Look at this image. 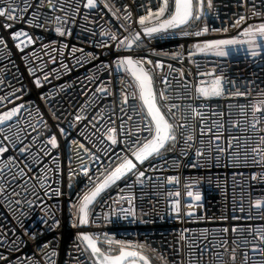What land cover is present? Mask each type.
<instances>
[{
    "label": "built area",
    "instance_id": "built-area-1",
    "mask_svg": "<svg viewBox=\"0 0 264 264\" xmlns=\"http://www.w3.org/2000/svg\"><path fill=\"white\" fill-rule=\"evenodd\" d=\"M17 2L24 6L22 0ZM31 2L32 7L24 14V19L17 20L11 29L3 28V18H0V37L4 41L0 43V97H5L0 100V113L23 105L18 117L8 122L12 124V132L23 129L20 133L21 143L5 141L3 135L7 134V125H0L5 128V132L0 133V146L8 149L0 154V166L7 165L4 168L7 175L8 168H12L14 163L8 161L9 156L31 161L33 155L39 154L41 163L33 164L34 171L39 174V170L46 167L48 185L53 189L59 188L61 194L53 192L49 199L43 196L47 188L41 189L43 204L36 203L31 208L21 206L20 209L12 205L11 211L0 199V237L3 238L0 239V255L6 256L11 264H28L34 255L37 258L41 256L37 243L43 245L45 241H51L48 251L58 252L57 256L51 258L54 264H77L74 258H78L80 264H92L90 250L81 253L76 248L77 245L84 248V244L77 239V233L85 231L142 244L141 250L149 258L150 264H164V261L167 264H264V253L256 249L253 254L252 247L255 243L264 248L258 235L264 234V179L251 178L253 173L264 175V162H260V157L251 151L257 147L259 138L264 136V110L257 113L260 123L255 130L252 128L251 108L248 107L246 115L240 112V106H250L264 92V53L252 57L243 48L236 51L229 47L228 56L217 57L196 53L191 47L198 39L242 38L239 34L243 27L259 23L264 17L251 18L240 27H234L236 18L238 15L251 17L253 5L257 10L264 11L261 0H248L246 6H240L238 0H212L211 10H207L205 0L207 14L196 24L181 29L194 32L206 24L209 32L202 37L181 36L179 31L173 30L174 34L168 35H142L138 46L134 44L130 50H120L136 58L160 61L162 67L152 72L157 92L161 89L167 91L172 97L167 104H192L197 107L203 114L204 127L211 128L212 132L201 137L197 121L193 133L195 139L190 142L193 146L185 149L187 155L181 151L185 148L181 138L176 146L169 143L160 156L154 155L142 165L138 163L139 170L145 172L143 182L138 183L134 174L118 182V186H113L104 195L109 205L102 207L101 203H95L91 208L89 224L78 227L72 226L70 204L77 201L78 194H82L89 183L87 176L81 172V163L88 166L89 174L93 176H96L97 169L103 171L109 165L114 167L120 162L117 156L125 154L126 137L118 134V143L113 145L107 139V129L113 126L118 128L123 120L126 129L131 130L133 124H139L141 119L133 111H139V101L131 96L124 106L125 110L120 111L121 79L124 78L128 84L132 81L123 68L117 70L115 54L118 41H113L110 36L118 30V39L123 40L130 33L141 31L136 22L138 16L145 15L146 9L156 4L157 0H151V3L149 0H108V3H114L121 9L128 4L132 14L130 22L123 19V11L118 13L120 19L117 20L104 7V0H98L99 7L95 10L83 9L81 5L75 22L64 23L70 34L66 32L63 36L55 33L54 24H45L41 28L26 23L32 12L37 10L38 0ZM76 2L58 0V8L62 4L68 10L71 4L74 11ZM39 11L51 14L46 3ZM55 15L62 16L63 13L58 10ZM40 22L44 23L43 16ZM121 24L124 27H120ZM213 28H226L227 31H212ZM21 29L34 39L37 36L41 39L28 45L26 38L20 37L26 45L21 51L11 36L12 31ZM45 44L50 48L45 49ZM189 51L194 53L192 57L188 56ZM173 53H179V58H173ZM146 67L151 69L153 66ZM30 69L33 71L30 72ZM198 73L222 76L225 93L207 99L192 97L193 85L212 78ZM165 77L166 88L162 83ZM37 78L41 81L39 87L35 83ZM100 88H106L108 94L98 91ZM127 90L130 92L134 88ZM236 90L247 95L229 94ZM163 111L167 112L168 108L163 107ZM77 116L81 118L77 120ZM129 116L132 117L131 121L128 120ZM109 119L116 123H109ZM29 124L33 127L30 128ZM33 128L36 130L33 131ZM51 135L57 137L59 147L56 149L47 143ZM216 135L221 137L219 146L225 148H228L231 138L233 154L239 144L238 164L233 163L229 152L220 153L217 160V153L208 151L209 144L216 148ZM34 136L38 137L35 141ZM73 141L78 143L74 145ZM80 144L93 155L85 153ZM26 145H30L31 155L19 153L18 149ZM42 145H46L44 150H50L48 156H44ZM201 147L204 155L197 157L196 149ZM246 148L247 161L244 158ZM12 170L15 171L14 168ZM70 170L74 173L71 187ZM169 176L177 179L169 181ZM125 184L133 187L125 188L121 193L124 199H119L117 193ZM189 191L193 193L192 196L188 195ZM197 193L199 200L195 199ZM129 194L133 197L135 214L125 216L119 209L130 207L127 200ZM109 197L119 202L112 203ZM258 198L261 199L260 206L255 204ZM175 201H179V204H175ZM175 207H179V212L174 211ZM45 220L48 221L47 226ZM54 220H59L60 224L49 230ZM233 227L236 232L232 231ZM224 228L228 232H223ZM32 233L37 234L36 241L31 238ZM223 240L227 241L229 251H225L221 245ZM245 241L248 243L245 244ZM12 242H15V249ZM99 246L105 251L108 248L106 243ZM232 248L236 249L234 261L230 251ZM117 252L118 247L113 245V254ZM161 256L164 257L163 261ZM0 264L6 262L0 260Z\"/></svg>",
    "mask_w": 264,
    "mask_h": 264
},
{
    "label": "snow or ice",
    "instance_id": "snow-or-ice-1",
    "mask_svg": "<svg viewBox=\"0 0 264 264\" xmlns=\"http://www.w3.org/2000/svg\"><path fill=\"white\" fill-rule=\"evenodd\" d=\"M151 3V0H149ZM23 7L20 6V2L17 0H0V18H3V28L11 29L14 23L17 20L24 19V14L28 12L29 8L32 7L31 0H22ZM47 4V7L51 9V14H44L39 9H42L43 6ZM248 0H238L240 6H246ZM261 3L264 4V0H261ZM81 5L83 9L95 10L99 7L98 0H77L75 10H72L71 4L68 5V10L65 9L64 5H59L58 0H38L36 9L31 14V16L26 20L30 26L36 27H45V24L55 25L54 31L60 36L65 35L66 32L70 34V30L66 29L63 25L66 22H75V19L79 16L81 12ZM104 7L108 8L112 12V15L120 19L118 13L123 11V19L125 21H132V14L128 4H124L122 9L117 8L114 3H108V0H104ZM143 7V5H141ZM213 7L212 0H207V10H211ZM115 9V10H113ZM63 13V15H55L57 11ZM207 14L205 9V0H157L156 4L148 7L146 9L145 15H139L138 20L136 21L140 27L141 31H136L135 33H130L129 36L124 37L123 40H119V32H114L111 34L110 38L113 41H118L116 44L117 53L115 64L117 70L123 68L126 76L131 78L132 83H126L125 79H121V97H122V107L120 111H124V106L128 104L129 97L139 101L140 108L139 111L133 110L137 116H140V123L133 124L131 130L126 129L125 121L121 120L119 127H111L107 129V139L112 142L113 145L117 144V135L123 134L126 137V151L125 154L120 157L117 156V159L120 160L119 163H116L114 167L109 165L108 168H104L103 171L97 169L96 176L89 174L88 166L81 163L80 169L81 172L85 174L88 178V185L82 194H78L77 201L70 204V216L72 217V226L78 227L82 225L89 224V216L91 213V208L95 203H101V206H108L109 201L104 199V195L107 194V191L113 186H118V182H121L124 179H127L131 175H136V181L142 183V178L145 177V172L139 170L138 163L142 165L146 160L152 156H160L161 152L167 148V145L171 143L173 146H176L181 138L185 148L182 149V153L187 155L185 149L192 147L194 142V131L196 128V122L198 121L200 127V135L203 137L205 133L211 134V128L204 127V118L203 114L198 110L197 107H194L192 104L188 105H178V104H167V101L172 99L171 96L167 94L165 89H161L159 92L155 89L154 86V77L152 72L156 68H161L162 63L160 61L153 62L147 57L136 58L132 54H123L121 49L130 50L134 44L137 46L142 39L141 32L143 35L153 37L155 34L168 35L174 34L173 30L179 31L181 36H191V37H202L204 34L209 32L208 26L205 24L202 28H198L194 32L181 31L182 28L190 26L194 21H199L201 17ZM43 16L44 23L40 22V17ZM255 17H264V11H259L255 8V5L252 7L251 17L247 15H238L236 18V23L234 27H240L248 19ZM87 20V16L84 17ZM9 21L13 23H8ZM150 25V26H149ZM120 27H124L123 24ZM127 31V29H125ZM212 31H227V29H215ZM240 39L237 37H228V38H211L197 40L191 47L195 49L196 53L201 54H212L217 57H225L229 55V47L234 48L236 51L240 49H245L246 53L252 57H259L264 53V20H261L259 23L247 24L243 27L240 32ZM11 36L14 41H17L16 47L23 51V48L26 46L24 40H21L20 37H25L28 45L35 44L37 39L41 37L37 36L35 39L29 35L26 30L12 31ZM0 43H4L3 38L0 37ZM54 44L55 41H52ZM239 46V47H236ZM45 49L50 48V45H43ZM75 51V49H74ZM173 58H179V53H173ZM194 53L192 51L188 52V56L192 57ZM146 65H152L150 69ZM103 66V65H102ZM171 67V65H169ZM33 71L30 69V72ZM215 70H213L214 72ZM183 75V73H181ZM201 76H212L208 81L201 80L199 84L193 85L194 92L191 93V96L195 99L200 98H212L219 97L225 93V87L222 83L223 77L220 75H214L213 73H198ZM36 85L39 87L41 81L39 78L35 80ZM162 83L167 87V77L164 78ZM134 88L133 91H128L127 89ZM100 92L107 93L106 88L98 89ZM234 96H245L247 93L243 91H233L229 93ZM46 98V97H45ZM178 99L180 97H177ZM5 99V97H0V100ZM163 107H167L168 111H163ZM248 107L251 108L253 115L252 128L255 130L257 125L260 123V119L257 118V113L264 110V92L259 94V98L254 101L250 106H240L241 115L247 114ZM23 108V105H17L12 107L10 110H6L0 113V125H7V134L3 135V139L12 144L21 143L20 133L23 129H18L16 132H12V124L8 123L13 120L14 117H18V113ZM114 114V112H113ZM81 117L77 116V120ZM93 119H97L94 117ZM128 120L131 121L132 117L129 116ZM109 123L115 124L116 122L109 119ZM30 128L33 127L32 124L28 125ZM36 129L33 128V131ZM63 129L61 132L63 133ZM5 128L0 127V133H4ZM139 133V135H137ZM146 133V135H145ZM38 137L34 136L33 140H37ZM220 135H216L214 140L217 143L215 149L212 148L209 144L208 151H215L217 153V160L219 159L220 153L229 152L233 163L238 164L240 161V151L239 144H237V150L233 154L231 152V138L229 141L228 148L219 146ZM51 145L52 149L59 147L56 135H51L47 141ZM77 141H73V144H77ZM201 145H203V140H201ZM79 147L90 156L93 155L90 153V150L86 148L83 144H80ZM46 145H42V150L44 156L49 155L50 150H44ZM7 147L0 146V154H3L7 151ZM21 155L28 153L31 155L30 145L20 147L18 149ZM251 151L260 157V162H264V136L259 138V143L257 147L252 148ZM130 152V155H129ZM107 154V153H106ZM197 157H202L204 155L203 147L196 149ZM248 150L247 148L244 151V158L247 161ZM98 159V157H96ZM256 162L255 157L253 158ZM9 162H14L12 168H8L7 175L4 174V168L7 165L0 166V199H2L5 204L9 207V210H12V205L16 206V209H20L21 206H27L31 208L36 203H44V200L41 199V189L47 188V191L43 192V196L51 198L50 194L55 193L60 195V189H53L47 183V171L46 167H43L39 170V174L34 171L33 164H40L41 157L39 154L33 155L32 160L27 159H18L14 156L8 157ZM55 162V160L53 161ZM103 168V166H101ZM15 169L13 171L12 169ZM74 173L70 170L69 177L71 187V176ZM103 178L100 179L99 177ZM253 180L264 179V175H258L253 173L251 175ZM177 178L174 176H169L168 180L173 181ZM133 185L125 184L124 188L120 189V193H117L119 199H124L121 195L125 191V188L131 189ZM179 195V193H177ZM189 196H192L191 191L188 192ZM112 203H118L117 199H112ZM195 199L199 200L200 195L197 193ZM128 204L130 207L128 209H119L120 212H123L125 216L128 214L134 215V208L132 206L133 197L131 194L127 196ZM175 204H179V201H175ZM255 204L257 206L261 205V199H256ZM47 207V206H46ZM179 207H175L174 211L179 212ZM23 215V213H21ZM51 214V213H49ZM95 215L94 213H92ZM107 219V217H105ZM78 221V224L76 223ZM19 222V221H18ZM45 225H48V221H44ZM60 221L54 220V223L49 226V230L59 226ZM233 232H236V228H232ZM223 232H228L227 228L223 229ZM27 234V233H26ZM261 244H264V234H258ZM31 238L36 241L37 234L32 233ZM0 239H3L0 237ZM77 239L84 244V248L81 249L79 245L76 246L77 251L89 252L92 264H150L149 258L141 250L143 245L134 242L131 240L115 239L114 236H108L107 234L100 233H89L85 231H80L77 233ZM100 243H106L108 245L107 250H102L99 246ZM236 243V241H233ZM248 241H245L247 244ZM51 241H45L43 245L37 243L36 247L40 252L41 256L37 258L35 255L28 260V264H54L52 257L58 255L56 250L51 252L48 249L51 247ZM113 245L118 247V252L113 254ZM221 245L225 247V251H229L226 247L227 241L223 240ZM13 249H15V242H12ZM253 254L255 250L259 249L264 253V248L259 244H253ZM232 259L235 260L236 249L232 248L231 250ZM71 257V252L69 253ZM77 264H80L78 258ZM160 259L163 261L164 257L161 256ZM0 260L6 262V264H11L8 261L6 256L0 255ZM164 264H167L164 261Z\"/></svg>",
    "mask_w": 264,
    "mask_h": 264
},
{
    "label": "water",
    "instance_id": "water-1",
    "mask_svg": "<svg viewBox=\"0 0 264 264\" xmlns=\"http://www.w3.org/2000/svg\"><path fill=\"white\" fill-rule=\"evenodd\" d=\"M150 26V25H149ZM141 35H143V33L141 32ZM144 36H147V35H144ZM137 163H139V162H137ZM82 226H84V225H82Z\"/></svg>",
    "mask_w": 264,
    "mask_h": 264
},
{
    "label": "trees",
    "instance_id": "trees-1",
    "mask_svg": "<svg viewBox=\"0 0 264 264\" xmlns=\"http://www.w3.org/2000/svg\"><path fill=\"white\" fill-rule=\"evenodd\" d=\"M196 23H197V21H194V22L192 23V25H193V24H196Z\"/></svg>",
    "mask_w": 264,
    "mask_h": 264
}]
</instances>
